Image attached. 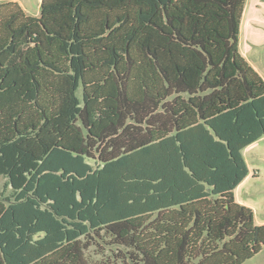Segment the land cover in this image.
<instances>
[{"label":"trees","instance_id":"1","mask_svg":"<svg viewBox=\"0 0 264 264\" xmlns=\"http://www.w3.org/2000/svg\"><path fill=\"white\" fill-rule=\"evenodd\" d=\"M246 1L0 2V264H97L101 243L118 264L262 250L234 193L264 137Z\"/></svg>","mask_w":264,"mask_h":264},{"label":"rangeland","instance_id":"2","mask_svg":"<svg viewBox=\"0 0 264 264\" xmlns=\"http://www.w3.org/2000/svg\"><path fill=\"white\" fill-rule=\"evenodd\" d=\"M10 1V0H0ZM18 1L23 5V8L29 15L37 16L40 14L42 0H12ZM255 0H248V8L252 14L257 15V22L253 21L262 32L264 39V6L263 9L255 11ZM261 26V28H260ZM244 33L242 32L241 47L244 48L243 42ZM253 63L261 67L264 75V58L256 61L253 56H250ZM246 159L252 173L256 172L257 175H251L248 184L241 188L238 192V198L242 201H247L249 207L254 211L255 223L257 225L264 224V137L256 141L252 146L246 150ZM12 193L11 187L8 185L6 178H0V197L8 196ZM115 246L110 244L101 243L100 245H93L88 251L90 260L97 264H118V260L114 259L113 252ZM108 260H110V263ZM120 263V262H119ZM242 264H264V247L256 255L247 259Z\"/></svg>","mask_w":264,"mask_h":264},{"label":"crops","instance_id":"3","mask_svg":"<svg viewBox=\"0 0 264 264\" xmlns=\"http://www.w3.org/2000/svg\"><path fill=\"white\" fill-rule=\"evenodd\" d=\"M263 6H264V0H255V3H254L255 11L263 9ZM22 7H23V5H22ZM253 21L257 22V15L252 14L251 10H249L248 0H247L245 10L243 13V17H242L240 37H239V48H240L241 53L245 56V58L253 65V67L264 78L261 67L258 66L256 63H253L250 59V56H253V58L256 61H259L262 58H264L263 35H262V32L259 30L258 26L254 25ZM260 28H261V26H260ZM242 32L244 33V36H243L244 48L243 49L241 47V42H242L241 34H242ZM253 144H251L250 146H252ZM250 146L246 147L243 151L246 162H247V159H246L245 154H246V150ZM247 165H248V162H247ZM248 167H249V165H248ZM251 175L255 176V175H257V173L256 172L252 173L250 170V167H249L248 176L234 190L236 201H238L241 204L247 205V206H249L248 202L244 201V200L242 201L241 199H239L237 194L241 190L242 187H244L248 184V181H249Z\"/></svg>","mask_w":264,"mask_h":264}]
</instances>
